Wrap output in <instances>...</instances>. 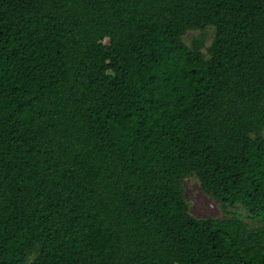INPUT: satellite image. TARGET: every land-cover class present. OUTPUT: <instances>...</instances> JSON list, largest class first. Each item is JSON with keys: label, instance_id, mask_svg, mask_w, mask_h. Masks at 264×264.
I'll return each instance as SVG.
<instances>
[{"label": "trees", "instance_id": "trees-1", "mask_svg": "<svg viewBox=\"0 0 264 264\" xmlns=\"http://www.w3.org/2000/svg\"><path fill=\"white\" fill-rule=\"evenodd\" d=\"M0 264H264V0H0Z\"/></svg>", "mask_w": 264, "mask_h": 264}, {"label": "rangeland", "instance_id": "rangeland-1", "mask_svg": "<svg viewBox=\"0 0 264 264\" xmlns=\"http://www.w3.org/2000/svg\"><path fill=\"white\" fill-rule=\"evenodd\" d=\"M215 30L213 27L208 28L206 31H189L185 36V42L191 44L194 38H204L206 46H209L214 38ZM206 52V48L204 49ZM186 195L190 204L191 213L198 218H217L224 219L231 214H239L246 220L248 212L243 207V204H228L224 206L221 202L213 200L206 196L200 188V181L197 177L191 176L185 180ZM256 227L258 222L250 223Z\"/></svg>", "mask_w": 264, "mask_h": 264}]
</instances>
